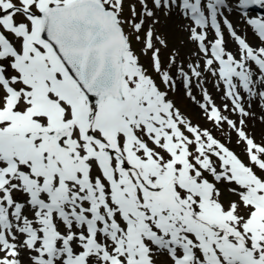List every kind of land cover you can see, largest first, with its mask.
I'll use <instances>...</instances> for the list:
<instances>
[{
    "label": "snow or ice",
    "instance_id": "1",
    "mask_svg": "<svg viewBox=\"0 0 264 264\" xmlns=\"http://www.w3.org/2000/svg\"><path fill=\"white\" fill-rule=\"evenodd\" d=\"M253 7L0 0V264H264ZM161 16L185 21L188 52L169 49ZM181 90L211 128L177 107Z\"/></svg>",
    "mask_w": 264,
    "mask_h": 264
},
{
    "label": "rangeland",
    "instance_id": "2",
    "mask_svg": "<svg viewBox=\"0 0 264 264\" xmlns=\"http://www.w3.org/2000/svg\"><path fill=\"white\" fill-rule=\"evenodd\" d=\"M183 23H185V21H183V20H179L176 18L165 19L163 16H161V23L156 26V30L158 33H160L161 35H166L169 49H173V48L179 49L182 54L188 52L190 50V47H191L190 45L182 43V41H185L187 39L186 35L179 30V26ZM240 27H243V26L240 25ZM225 38H226V40L228 39V33L227 32H225ZM233 46L234 45L230 42L229 47H233ZM137 47H139V46H137ZM167 56H168V52L165 50H162V56H161L162 60L166 61ZM208 88H209V91L211 92L210 84L208 85ZM194 91H195V95H197V98L199 99L200 98L199 94L196 93L195 89H194ZM181 95L183 96V94H181ZM183 97L185 98V96H183ZM185 100H186V102L190 103L194 107V113H195V117H196L197 121H199L203 127L211 128L212 125L210 123H206L204 120L201 119V110L195 104H193L190 100H188L187 98H185ZM176 104H177V107H179L180 110L182 112H184L182 107L177 102H176ZM190 117L193 119L194 122L196 121L195 118H193L192 116H190ZM233 118H235V117H233ZM248 130H249V134H255V137L257 140H259L261 138V136H264V124H261L258 122L254 124V122L252 120H249L248 121ZM229 146L235 148V151L237 153L241 152L242 146L236 147L235 135H233L232 143ZM225 197L227 199H232V197L230 195H228L227 193H225Z\"/></svg>",
    "mask_w": 264,
    "mask_h": 264
},
{
    "label": "bare ground",
    "instance_id": "3",
    "mask_svg": "<svg viewBox=\"0 0 264 264\" xmlns=\"http://www.w3.org/2000/svg\"><path fill=\"white\" fill-rule=\"evenodd\" d=\"M183 96L181 95V92H179L175 97L176 102L182 107L184 112H186L187 114H189L190 116L196 119L195 113H194V107L190 103L186 102Z\"/></svg>",
    "mask_w": 264,
    "mask_h": 264
}]
</instances>
